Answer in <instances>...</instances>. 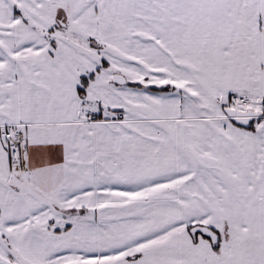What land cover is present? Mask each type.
Segmentation results:
<instances>
[{"label":"snow or ice","instance_id":"snow-or-ice-1","mask_svg":"<svg viewBox=\"0 0 264 264\" xmlns=\"http://www.w3.org/2000/svg\"><path fill=\"white\" fill-rule=\"evenodd\" d=\"M0 264H264V0H0Z\"/></svg>","mask_w":264,"mask_h":264}]
</instances>
